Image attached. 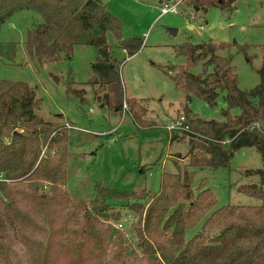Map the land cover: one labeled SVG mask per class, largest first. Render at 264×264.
Returning a JSON list of instances; mask_svg holds the SVG:
<instances>
[{"label": "trees", "instance_id": "16d2710c", "mask_svg": "<svg viewBox=\"0 0 264 264\" xmlns=\"http://www.w3.org/2000/svg\"><path fill=\"white\" fill-rule=\"evenodd\" d=\"M188 2L197 10H235V0ZM24 11L38 13L41 21L27 30L23 42L3 39L4 25ZM122 30V20L101 0H0V63L54 64L71 59L78 45L93 46L92 83L102 87L95 91L97 99L117 110L126 102L139 128L153 127L144 100L125 97L107 33L130 57L145 40L124 38ZM233 46L252 60V44L208 40L175 45L186 64L176 66L172 75L162 69L184 94L188 129L171 131V142L188 143L189 166L212 169L230 167L234 153L244 147L256 148L262 167L247 172L259 174L261 182L242 184L238 191L262 199L258 205L216 207L210 187L189 199L180 166L177 172H163L160 190L147 208V190L116 188L101 180L91 197L73 194L68 188L71 129L39 116L43 101L28 81L0 76V264H264V44L258 47L261 80L249 90L239 86ZM201 62L200 73L190 70ZM72 91L85 101L81 90ZM221 93L223 121L192 115L193 97L213 107ZM45 182L51 183L48 191H42ZM117 202L137 214L136 250L131 251L121 231L111 240L113 227L101 220H121ZM200 222V230L187 238L189 225Z\"/></svg>", "mask_w": 264, "mask_h": 264}, {"label": "rangeland", "instance_id": "374dc122", "mask_svg": "<svg viewBox=\"0 0 264 264\" xmlns=\"http://www.w3.org/2000/svg\"><path fill=\"white\" fill-rule=\"evenodd\" d=\"M101 1L107 10L122 20L124 38L141 37L145 40L143 48L130 57L120 48L115 35L111 31L107 33V41L117 59L115 68L125 97L144 100L148 107L146 119L154 122L155 126L139 128L129 106L127 110H117L97 99L95 91L102 87L92 83L94 73L91 63L97 57L93 46L78 45L71 59L54 64L13 65L7 60L0 63V76L15 81L23 79L34 87L43 101L38 110L39 116L48 121L70 123L66 122L69 120L78 127L70 130V191L89 198L99 180L121 189H145L148 193L144 202L147 208L151 197L160 190L163 172H177L180 166L185 173L189 199L200 189L210 187L218 201L216 207L228 203L260 204L262 199L238 191L242 184L261 182L259 174L247 172L262 167V156L256 148L244 147L236 151L230 167H191L186 158L188 143L171 142V133L165 124L185 115L184 94L176 87L171 75L177 72L176 66L186 64V58L177 55L175 45L208 40L252 44L254 46L248 51L253 56L251 61L243 52H238L236 46L230 52L234 54L233 65L240 88L249 90L260 83L258 69L262 65V53L258 47L264 44V0H235L233 11H225L218 6L209 7L206 11L197 10L188 0H181L182 12L163 15L160 0ZM193 15L195 19L191 18ZM40 21L38 13L24 11L4 25L2 38L23 42L27 30ZM200 25L205 26L201 32L198 29ZM162 68H168L171 75ZM190 70L200 73L202 62ZM68 86L72 90H81L85 101L72 90L68 91ZM189 106L192 115L208 120H224L221 113L226 108L224 93L218 97L216 106L211 107L197 97H193ZM233 113L237 114L239 110ZM112 127H117L115 134L110 132ZM177 158L183 161L177 163ZM41 185L42 191L51 187L48 182ZM116 207L123 211L121 220L111 219L109 222L105 217L101 220L112 225L111 240L116 231H121L131 251L136 250L134 224L137 214L127 203L117 202ZM116 222H122L123 229L118 230ZM200 226L201 222L190 224L187 238L197 233ZM127 233L131 234L130 237Z\"/></svg>", "mask_w": 264, "mask_h": 264}, {"label": "built area", "instance_id": "2783aa9c", "mask_svg": "<svg viewBox=\"0 0 264 264\" xmlns=\"http://www.w3.org/2000/svg\"><path fill=\"white\" fill-rule=\"evenodd\" d=\"M181 0H166L161 2V6H160V10H161V14H167V13H179L182 12L181 11V4H180ZM195 15H193L191 18L195 19ZM192 28H195V26H193ZM205 26L204 25H200L198 27L199 31L201 32L202 30H204ZM125 51V50H123ZM126 52V51H125ZM128 105L126 102H124V107L123 109L127 110ZM185 120L186 117L185 115L180 116L177 120L173 121L171 120L169 124H167V129L169 131H174V130H185L188 129L187 126H185ZM66 126L69 129H78V127L70 124V123H66ZM47 187V186H46ZM117 223V222H116ZM115 227L119 230V229H123V224L122 222H118L117 224H115ZM130 233H127V236L130 237Z\"/></svg>", "mask_w": 264, "mask_h": 264}, {"label": "crops", "instance_id": "0c3cea01", "mask_svg": "<svg viewBox=\"0 0 264 264\" xmlns=\"http://www.w3.org/2000/svg\"><path fill=\"white\" fill-rule=\"evenodd\" d=\"M161 1L162 0H160L159 2L161 3ZM190 28L192 29V27L190 26ZM65 117V116H64ZM171 121V120H170ZM66 122H70V124H72L73 125V122H71V121H69V120H66ZM168 124V123H167ZM167 124H165V127L167 128ZM116 130H117V127H112V129H111V133L112 134H115V132H116ZM168 130V129H167ZM169 133H171V131H169ZM102 134H104V133H102ZM172 155V154H171ZM173 158H174V156H172ZM178 159V161H177V163H180L179 161H183V160H181V159H179V158H177ZM185 162V161H184Z\"/></svg>", "mask_w": 264, "mask_h": 264}, {"label": "water", "instance_id": "95a60500", "mask_svg": "<svg viewBox=\"0 0 264 264\" xmlns=\"http://www.w3.org/2000/svg\"><path fill=\"white\" fill-rule=\"evenodd\" d=\"M59 117H63V114H59Z\"/></svg>", "mask_w": 264, "mask_h": 264}]
</instances>
